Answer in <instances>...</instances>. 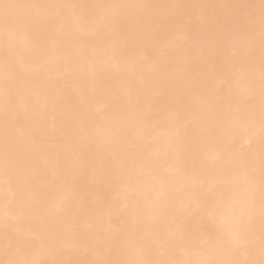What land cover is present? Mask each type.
<instances>
[{
  "label": "snow or ice",
  "instance_id": "obj_1",
  "mask_svg": "<svg viewBox=\"0 0 264 264\" xmlns=\"http://www.w3.org/2000/svg\"><path fill=\"white\" fill-rule=\"evenodd\" d=\"M0 264H264V0H0Z\"/></svg>",
  "mask_w": 264,
  "mask_h": 264
}]
</instances>
